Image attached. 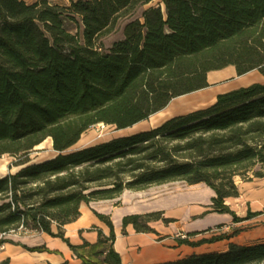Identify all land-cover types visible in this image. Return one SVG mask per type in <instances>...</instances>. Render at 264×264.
Returning <instances> with one entry per match:
<instances>
[{
  "label": "trees",
  "instance_id": "obj_1",
  "mask_svg": "<svg viewBox=\"0 0 264 264\" xmlns=\"http://www.w3.org/2000/svg\"><path fill=\"white\" fill-rule=\"evenodd\" d=\"M150 1L0 0V157L27 155L47 138L57 152L40 162L18 161L17 171L0 176V233L22 226L67 242L61 227L80 215L82 202L171 181L205 183L214 191L212 211L229 213L234 222L264 215L248 210L238 217L225 202L239 196L236 176L264 177V83L218 94L210 106L156 127L65 152L95 124L131 127L172 98L207 86L210 70L233 65L238 75L252 69L264 75V0H161L163 8L132 17ZM71 14L80 17L83 42L64 26ZM121 18L128 19L123 37L101 51L100 39ZM95 214L108 235L98 230L95 244L69 246L84 264H121L109 217ZM156 220L171 221L153 211L126 215L122 224L148 232ZM84 246L100 260L78 254ZM261 263L264 240L152 264Z\"/></svg>",
  "mask_w": 264,
  "mask_h": 264
},
{
  "label": "crops",
  "instance_id": "obj_2",
  "mask_svg": "<svg viewBox=\"0 0 264 264\" xmlns=\"http://www.w3.org/2000/svg\"><path fill=\"white\" fill-rule=\"evenodd\" d=\"M206 81L207 86L172 98L164 108L131 127L141 125L142 129L139 131L147 130L160 125L172 116L206 108L216 101L218 94L256 82L264 83V75L257 69L238 75L233 65H227L208 71ZM161 112L165 115L159 122L149 123V119L153 115ZM89 145L92 144L82 145L78 149ZM238 190L239 196L234 199L240 201L244 199L250 201L258 195L264 197V191H255L248 197L241 188L238 187ZM213 196L214 191L203 182L189 185L183 181H171L140 190L124 189L120 196L114 200H98L89 204L82 202L79 206L78 219L61 228L67 242L59 236H52L40 230H16L0 233V239L6 240L0 243V261L8 259L9 264H60L67 260L70 264H84L81 257L76 255L69 244L80 246L83 242H87L89 245H93L98 240V230H101L102 234L108 235V226L96 216L95 212L109 217L114 231L112 246L120 255L121 264H152L172 261L194 253L225 251L230 242L252 243L253 241L240 243L237 237L241 233L197 246L178 242L183 238H187L190 242H196L202 238L208 239V237L216 235V233H212L215 226L236 224L233 223V217L229 213L212 211L211 199ZM117 200L119 203L115 204ZM225 202L233 210L231 201L226 200ZM251 210L264 211L257 207H253ZM153 211H162L163 216L171 221L167 223L162 220L151 221L149 226L153 231L148 232L136 231L130 223L125 226L122 224V218L126 215ZM249 220H258L264 223V215L259 214L241 222ZM262 226L264 227V224ZM57 230V225L52 223L51 231L56 233ZM39 246L43 249H27ZM98 249L99 247L95 250ZM77 253L92 261L101 258L100 255L92 254L93 251L89 246L78 247Z\"/></svg>",
  "mask_w": 264,
  "mask_h": 264
},
{
  "label": "rangeland",
  "instance_id": "obj_3",
  "mask_svg": "<svg viewBox=\"0 0 264 264\" xmlns=\"http://www.w3.org/2000/svg\"><path fill=\"white\" fill-rule=\"evenodd\" d=\"M25 1L27 3H31L35 0H25ZM47 1L50 4H57L59 6H69L71 2V0H47ZM157 5H161V7L163 8V3L161 0H151L149 3L140 6L132 17L139 16L145 8H148L150 6H157ZM127 21H128L127 18L119 19L114 29L100 39V44L98 43V45H100L101 51H108V49L110 48V46L114 41L119 40L123 37V27ZM64 26L66 27V29H68L69 32L75 34L77 38L80 40V42H83V38H82L83 26L80 17L78 15L71 14L68 17H65ZM141 129H142L141 125L128 127L124 129H116L114 126L111 125L95 124L91 126L88 130H86L83 133V136L88 135L89 139L93 138L92 140L87 141V143L85 144L88 145V144H95V143L107 141L118 136L135 133L136 131H139ZM49 140L51 139L50 138L45 139L40 147L34 148L27 155H22L18 157V156L5 154L1 156L0 176L7 174L9 172L17 171L21 167V165H16V163L23 159H27L30 161V163H33V162H40L46 160L56 155L57 152L52 148V143L50 144ZM79 147H80L79 144H75L70 148H68L67 150H65V152L76 150ZM260 167L261 166L257 164L255 165L254 169H259ZM249 175L251 176L252 174L249 173ZM235 183L239 188H241L243 193L248 197H250L255 191H264V177L263 178L252 177L251 180H246V178L236 176ZM227 200L231 201V207L233 208V211L238 217L245 216L248 210L252 211L251 209L253 207L261 208L262 210H264V197H261L259 195L256 196L255 199H251L250 201H246L245 199L240 201L234 198H229ZM91 202L94 203L95 201H91ZM78 217L76 219H78ZM76 219H74L73 221H75ZM71 222L65 223L64 225L69 224ZM233 223L236 224H220L218 226H215L212 229V233H216L215 236H227V237L231 236L234 232H237V234L241 233L240 236L237 237V240L240 243H246L248 241L256 242V241L264 240V227L262 226L264 223L262 221L249 220L244 222L239 221ZM212 237L214 236H211L210 238ZM203 248L205 247L203 246Z\"/></svg>",
  "mask_w": 264,
  "mask_h": 264
},
{
  "label": "bare ground",
  "instance_id": "obj_4",
  "mask_svg": "<svg viewBox=\"0 0 264 264\" xmlns=\"http://www.w3.org/2000/svg\"><path fill=\"white\" fill-rule=\"evenodd\" d=\"M165 115V113L161 112V113H158V114H155L153 115L150 119H149V123L151 124H156L157 122L160 121L161 118H163ZM102 124V123H100ZM93 138H90L88 137V135H84L80 138V140L77 142V144H79V146H82V145H85L87 143V141L89 140H92ZM49 143L51 144V140H49ZM42 145L39 144L37 147H40Z\"/></svg>",
  "mask_w": 264,
  "mask_h": 264
},
{
  "label": "built area",
  "instance_id": "obj_5",
  "mask_svg": "<svg viewBox=\"0 0 264 264\" xmlns=\"http://www.w3.org/2000/svg\"><path fill=\"white\" fill-rule=\"evenodd\" d=\"M18 230L28 231L29 229L20 226V227L18 228ZM13 231H16V230H11V232H13Z\"/></svg>",
  "mask_w": 264,
  "mask_h": 264
}]
</instances>
